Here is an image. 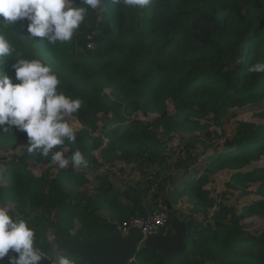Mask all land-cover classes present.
I'll return each mask as SVG.
<instances>
[{"label": "trees", "instance_id": "obj_1", "mask_svg": "<svg viewBox=\"0 0 264 264\" xmlns=\"http://www.w3.org/2000/svg\"><path fill=\"white\" fill-rule=\"evenodd\" d=\"M73 5L82 6L80 0ZM22 23L12 24V33H7L17 46L13 57L5 58L3 67L8 74L14 76L11 65L17 54L42 59L58 73L59 90L82 101L74 115L80 125L76 142L65 140L56 149L67 148V155L80 150L86 161L80 172L70 165L35 178L27 170L33 158L26 155L3 172L7 185H0V203L11 202L14 216L35 229L36 247L44 255L41 264H49L47 258L58 264L62 256L72 264H87L75 253L60 249L56 260L46 228L86 242L95 236H110L136 214L139 189L134 187L116 192L100 178L92 196L80 194L75 199L65 191L64 184L84 181L82 169L98 165L95 152L107 165L162 166L169 159L157 139L159 128L164 132L180 129L190 117L217 115L231 106L264 100V73L248 71L256 62H264V0H150L143 8L104 0L100 9L88 11L70 42L55 46L37 37L35 44L29 40L24 48L17 34H29ZM88 36L95 44L93 50L86 49ZM137 112L157 117L143 127L131 117ZM0 134L28 143L26 133L15 129L13 135ZM182 155L169 165L170 171L189 170L196 164L192 151L186 149ZM263 155L264 125L241 124L223 149H213L203 172L192 170V181L181 191L175 188L172 172L164 170L142 188L141 201L147 212L156 208L169 214L167 205H171L188 225L185 253L163 264H264V235L258 239L241 236L232 210L221 204L216 209L203 189L211 175L229 170L235 172L233 181L258 183V193L264 197V171L255 168L241 173ZM183 197L190 205L188 219L175 208ZM260 206H264L263 199L248 205L249 210ZM209 215L212 225L196 223L197 217ZM137 254L142 256L130 264H158L161 259L142 244Z\"/></svg>", "mask_w": 264, "mask_h": 264}, {"label": "clouds", "instance_id": "obj_2", "mask_svg": "<svg viewBox=\"0 0 264 264\" xmlns=\"http://www.w3.org/2000/svg\"><path fill=\"white\" fill-rule=\"evenodd\" d=\"M0 0V131L13 135V129L26 133L27 150L44 157L51 154V162L63 169L71 162L73 167L86 164L80 150L66 157L61 148L65 140L75 143L76 128L68 118L79 112L80 98H73L59 90L61 80L51 65L39 58L17 54L11 65L10 76L3 65L5 58L13 57L17 46L8 38L10 26L25 22L28 39L43 38L50 45L65 44L85 22L89 10L100 9L104 0ZM113 4L146 7L150 0H112ZM12 33V32H11ZM264 73V62H256L249 69ZM8 264H41L42 250L36 247V231L28 221L10 214L0 203V261ZM58 264H72L60 257Z\"/></svg>", "mask_w": 264, "mask_h": 264}, {"label": "rangeland", "instance_id": "obj_3", "mask_svg": "<svg viewBox=\"0 0 264 264\" xmlns=\"http://www.w3.org/2000/svg\"><path fill=\"white\" fill-rule=\"evenodd\" d=\"M75 1L77 0H73V3ZM17 35L21 45L24 46V48H28V35L23 32H19ZM108 92L107 90L106 93ZM167 111L170 115L174 114V110L170 103H167ZM131 117L139 121L141 123L140 125L144 127L157 116L151 112H148L146 116L137 112L132 114ZM68 120L69 123L74 125L77 132L80 129L78 120L74 116L68 118ZM241 124L264 125V100L257 103L231 106L227 108L225 112H220L217 115L213 113H203L198 118L190 117L180 129L164 132V130L159 128L156 131L157 139L163 143L165 150L164 156L169 159L168 163L162 166H143L142 169H138L136 165H125L123 162L107 165L99 159L98 152H95L94 155L97 158L98 165L87 166L84 170L82 169L84 181L73 183L72 185L64 184V189L75 199H78L80 194L92 196L100 186V181L98 180L100 178H103V181L106 180V184H110L111 188L116 192H124L126 188L133 187L134 185V188H136L137 185L141 188L142 184L146 185L152 183L153 178L163 172V170L168 174V171H170L169 168L171 167L169 165H172L177 158L183 156L182 154L185 153L187 149L192 151L196 158V164L189 170L185 169L178 172L170 171L172 172L171 176L173 181L175 184L178 183L177 186L179 190V186L183 187V185L185 186L192 181L190 180L193 173L192 170L204 171L207 167L206 158L211 155L213 149H223L224 144L233 139ZM100 125L101 123H99V126ZM96 136L98 135L96 134ZM27 145L28 143L24 141H15L10 137L0 134V185H7V183L5 182L4 184L3 181V172L8 169L13 162L16 163L24 155L33 158L28 160L27 170H29L35 178L40 177L47 170L56 173L58 169H61L56 164L50 162L51 154L49 157H44L40 153H29ZM60 150H64L66 157H71V155H67L66 153L67 148ZM70 165H72L71 162L65 169L70 167ZM255 168H260L264 171V155L261 157L260 161L253 163L249 168L242 170L241 173L251 171ZM73 169L75 172H80L79 167H73ZM234 173L233 171L223 170L211 175L209 182L203 189L208 191L211 199L215 201L216 209L217 205L221 204L232 210V213L238 219L237 227L241 228V236H250L256 239L261 238L264 235V206L249 210L248 205L261 199L264 201V197L262 194L258 193V183L252 181L245 183L242 179L233 181L231 176ZM104 177L106 179H104ZM160 177L163 178L164 176ZM5 206L10 214L13 216L17 215L15 207L11 202H7ZM175 208L182 213L184 219H188L190 205L186 199H179L176 202ZM153 209L154 208H152V210ZM210 212L212 213V211ZM34 215L36 216L38 214H32L31 216ZM101 215L103 218H106L104 213H101ZM196 223L201 226L205 224L212 225V215L206 218L197 217ZM76 228H78V226H76ZM53 233L52 229H45V236L52 245L53 257L57 260L62 252L53 244ZM136 262L138 263L139 259L136 260ZM2 264H8L7 257L4 258Z\"/></svg>", "mask_w": 264, "mask_h": 264}, {"label": "water", "instance_id": "obj_4", "mask_svg": "<svg viewBox=\"0 0 264 264\" xmlns=\"http://www.w3.org/2000/svg\"><path fill=\"white\" fill-rule=\"evenodd\" d=\"M136 215L146 219L148 212L141 201V192L136 195ZM169 211V227L164 232L143 237L137 229H130L126 236L115 231L110 236H95L91 240L81 242L69 233L55 231L53 244L60 250L75 253L87 264H129L137 254V246L142 244L148 251L157 252L164 261L175 259L186 251L188 225L181 221L175 210L167 205Z\"/></svg>", "mask_w": 264, "mask_h": 264}, {"label": "built area", "instance_id": "obj_5", "mask_svg": "<svg viewBox=\"0 0 264 264\" xmlns=\"http://www.w3.org/2000/svg\"><path fill=\"white\" fill-rule=\"evenodd\" d=\"M74 4V3H73ZM88 43L86 45L87 50H93L95 47L94 42L91 41V37L88 36ZM169 226V214L165 210L153 209L148 212L146 219H141L137 215L130 217L127 221L123 222L117 227L122 236H126L130 229H137L141 232L144 238L149 235L157 234L158 232H164ZM49 264H54V259H46Z\"/></svg>", "mask_w": 264, "mask_h": 264}, {"label": "crops", "instance_id": "obj_6", "mask_svg": "<svg viewBox=\"0 0 264 264\" xmlns=\"http://www.w3.org/2000/svg\"><path fill=\"white\" fill-rule=\"evenodd\" d=\"M178 185V183L175 185V188H176V186ZM135 186V185H134ZM133 186V187H134ZM145 186V184H142V186H141V188L140 187H138V185L136 186V189H139V192L140 191H142V188ZM181 189H182V187H180L179 186V190H178V186H177V191H181ZM186 199V197H183V200H185ZM144 204V203H143ZM179 204V203H178ZM178 208V207H177Z\"/></svg>", "mask_w": 264, "mask_h": 264}]
</instances>
